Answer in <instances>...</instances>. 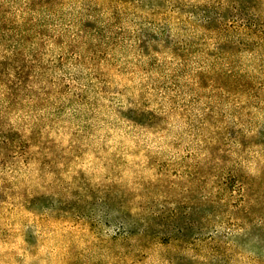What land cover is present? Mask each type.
<instances>
[{
    "label": "rangeland",
    "instance_id": "obj_1",
    "mask_svg": "<svg viewBox=\"0 0 264 264\" xmlns=\"http://www.w3.org/2000/svg\"><path fill=\"white\" fill-rule=\"evenodd\" d=\"M0 264H264V0H0Z\"/></svg>",
    "mask_w": 264,
    "mask_h": 264
}]
</instances>
